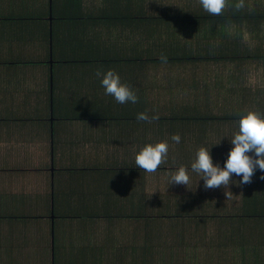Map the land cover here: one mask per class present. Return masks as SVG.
Returning <instances> with one entry per match:
<instances>
[{
	"label": "crops",
	"instance_id": "obj_1",
	"mask_svg": "<svg viewBox=\"0 0 264 264\" xmlns=\"http://www.w3.org/2000/svg\"><path fill=\"white\" fill-rule=\"evenodd\" d=\"M235 2L0 0V264H264V172L226 201L191 171L264 116V0ZM109 69L137 103L105 95ZM161 141L166 163L136 167Z\"/></svg>",
	"mask_w": 264,
	"mask_h": 264
},
{
	"label": "clouds",
	"instance_id": "obj_2",
	"mask_svg": "<svg viewBox=\"0 0 264 264\" xmlns=\"http://www.w3.org/2000/svg\"><path fill=\"white\" fill-rule=\"evenodd\" d=\"M203 10L210 15L219 16L223 14L228 6V0H199ZM246 7L245 0H236L234 8L240 11ZM160 59L167 62V57L161 54ZM97 78L100 80L105 95L111 96L119 104L137 103L138 96L131 87L121 81V77L115 70L109 69L106 72L98 70ZM158 114L149 116L148 112L137 114V120L153 123L158 120ZM171 140L180 143L181 136L173 134ZM233 146L224 162L223 167L213 162L211 152L201 146L195 154L191 163V171L199 174L200 180L204 181L205 189L223 188L226 201L232 199V191H229L232 176L242 177L237 186L252 183L255 171L259 169L264 172V116L255 112L247 111L238 121V131L230 138ZM249 153H254L249 155ZM169 154L167 141L148 143L140 148L135 154L136 167L146 173H155L159 166L165 164ZM170 185L189 186L190 176L188 168L180 166L169 173ZM264 180V175L260 177ZM189 188V187H188ZM190 189V188H189Z\"/></svg>",
	"mask_w": 264,
	"mask_h": 264
}]
</instances>
